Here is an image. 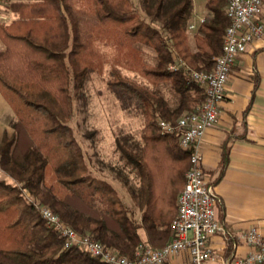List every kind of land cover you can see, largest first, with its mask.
I'll use <instances>...</instances> for the list:
<instances>
[{
    "label": "trees",
    "instance_id": "trees-1",
    "mask_svg": "<svg viewBox=\"0 0 264 264\" xmlns=\"http://www.w3.org/2000/svg\"><path fill=\"white\" fill-rule=\"evenodd\" d=\"M229 0H207L208 17L194 31L190 26L193 0H145L146 18L129 0H95V10L77 7V0H17L8 5L13 20L0 23V92L16 114L12 135L0 140V171L14 183L0 180V264H105L79 247L65 248V239L43 218L35 203L52 209L79 235H89L120 255L134 259L147 229L165 246L173 236L172 221H154V167L166 160L178 178L179 197L190 168V153L176 135L162 132L159 123H175L205 101V87L193 81L192 71L210 72L222 54L230 19ZM123 28V43L149 46L156 63L139 59L136 65L149 84L169 83L175 106L166 94L125 77L115 67L109 87L123 111L144 117V149L122 150L140 176L128 207L119 191L89 170L81 144L69 125L74 116L72 82L82 86L85 60L100 27ZM175 67V69H172ZM225 150L215 186L229 165ZM50 178L47 180V173ZM118 175H120L118 173ZM142 214L138 221L135 214ZM161 225L162 227H158Z\"/></svg>",
    "mask_w": 264,
    "mask_h": 264
},
{
    "label": "crops",
    "instance_id": "crops-1",
    "mask_svg": "<svg viewBox=\"0 0 264 264\" xmlns=\"http://www.w3.org/2000/svg\"><path fill=\"white\" fill-rule=\"evenodd\" d=\"M2 6L0 2V8ZM4 15L6 16L0 11V19L4 18ZM207 17L206 3L203 10L194 5L191 23L194 29H190L192 31L189 41L192 51H196L194 31ZM10 19L13 20V17H8L7 21ZM258 20L264 22V0ZM3 49L4 45L0 40V51ZM15 117V112L0 92V139L4 132L12 135L11 123ZM225 150L229 152V165L224 176L213 187L219 199L216 204V216L227 232L211 239L210 244L215 256L208 264H225L245 258L250 248L243 240L242 234L250 227H258L264 236V43L254 42L245 53L236 56L219 118L202 141L203 167L210 184L219 176ZM100 156L103 157L102 154ZM100 160L105 159L103 157ZM127 170L130 176L131 168ZM93 176L108 182L118 190L117 180L113 176L102 171L94 172ZM125 177L128 178L124 172ZM121 197L124 203L133 209L132 196H127L125 192ZM177 206L178 199L173 196L166 221L176 217ZM160 213L158 214V210L154 212L155 222L161 223L164 214ZM135 215L141 222L142 214L136 212ZM141 236L146 245L153 248L164 247L157 246L159 240L153 231L149 233L144 228L141 230ZM171 239L172 237L167 244ZM167 264H190V255L188 252H180Z\"/></svg>",
    "mask_w": 264,
    "mask_h": 264
},
{
    "label": "built area",
    "instance_id": "built-area-1",
    "mask_svg": "<svg viewBox=\"0 0 264 264\" xmlns=\"http://www.w3.org/2000/svg\"><path fill=\"white\" fill-rule=\"evenodd\" d=\"M262 9L263 0H229L226 12L230 25L224 36L222 54L215 59L212 71L190 73L193 81L205 87L203 105L175 123H159L163 133L178 136L180 147L190 153V168L178 197L177 215L172 221L171 241L162 248L141 244L135 258L131 259L89 235H79L52 209L35 203L48 226L65 239V248L77 246L105 264H167L180 252L189 253L190 264H208L213 260L211 239L227 231L216 216L219 199L204 171L202 141L217 123L236 56L245 53L254 42L264 43V22L258 20ZM190 28L194 29V26ZM242 238L250 248L249 254L225 264H264V236L259 228L250 227Z\"/></svg>",
    "mask_w": 264,
    "mask_h": 264
},
{
    "label": "rangeland",
    "instance_id": "rangeland-1",
    "mask_svg": "<svg viewBox=\"0 0 264 264\" xmlns=\"http://www.w3.org/2000/svg\"><path fill=\"white\" fill-rule=\"evenodd\" d=\"M15 1L17 0H0L3 5L0 8L2 15L6 14L7 18L13 17L7 8ZM193 1L196 8L198 6L199 9H204L206 0ZM129 2L140 16L146 18L143 7L145 0H129ZM77 7L94 11L95 0H77ZM6 16L0 19V23L9 24L12 21L11 19L7 21ZM123 34V28L115 25L96 30L93 46L84 63L87 71L82 86L77 88L75 82H72L74 116L69 125L83 148L90 173L93 175L96 171H102L113 176L117 180L116 184L121 195L126 192L127 196L131 197L140 187L141 180L134 166L124 157L121 148L138 154L143 151L144 117L121 109L118 99L110 90L109 81L112 69L118 67L125 77L141 84H149L141 76L136 65L139 59H143L154 66L156 54L145 44H137L134 48L124 44ZM149 86L153 90L163 91L170 104L176 105L177 98L169 83H162L158 87L152 84ZM160 153L166 160L161 167H154V208L158 210V214L162 212L168 216L167 212L170 210L178 178L165 151L161 150ZM101 154L108 162L100 160L103 158ZM129 167L130 176L127 173ZM124 172L128 178H124ZM49 178L48 172L47 180ZM10 179L0 171V180L14 183ZM132 207L134 209L135 205L133 204Z\"/></svg>",
    "mask_w": 264,
    "mask_h": 264
}]
</instances>
